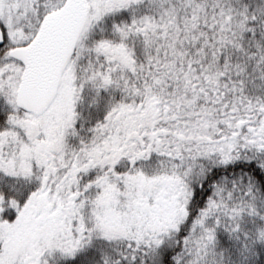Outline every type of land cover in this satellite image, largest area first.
<instances>
[{
	"label": "snow or ice",
	"instance_id": "6c2138e0",
	"mask_svg": "<svg viewBox=\"0 0 264 264\" xmlns=\"http://www.w3.org/2000/svg\"><path fill=\"white\" fill-rule=\"evenodd\" d=\"M0 264H264V0H0Z\"/></svg>",
	"mask_w": 264,
	"mask_h": 264
}]
</instances>
